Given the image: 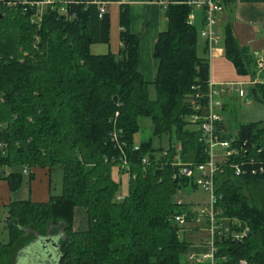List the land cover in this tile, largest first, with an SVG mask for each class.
<instances>
[{"label":"trees","instance_id":"trees-1","mask_svg":"<svg viewBox=\"0 0 264 264\" xmlns=\"http://www.w3.org/2000/svg\"><path fill=\"white\" fill-rule=\"evenodd\" d=\"M24 1L40 0L0 1V179L14 192L24 168L60 166L62 190L46 202L14 200L6 207L10 222L8 240L0 241V264H17L20 251L38 236L59 235L58 264H179L192 243L175 216L185 214L190 222L195 212L178 199L182 189L198 187L192 178L174 177V145L180 144L183 162L207 159L202 136L189 122V99L197 87L205 90L210 78L209 59L199 54V31L188 22L192 7L169 0L164 9L169 27L154 48L159 66L153 100L138 70L139 37L130 31L126 5L119 16L123 47L117 57L91 52L84 4H67L62 13V4L55 3L37 21L35 8ZM221 1L226 7L236 1L264 4ZM224 38L237 74L253 78V55L230 25ZM253 87L254 98L264 103V82ZM231 98L225 103L223 138L235 139L247 153L233 156L217 172L215 209L232 231L245 235L217 239L216 257L218 264L241 259L264 264V123L241 124L233 134ZM140 117L152 120L155 136L169 137L168 147L135 143ZM124 158L127 166L120 171L129 175V190L118 198L121 184L112 169L122 167ZM231 163L244 172L236 175ZM76 207L86 209L85 231L74 230Z\"/></svg>","mask_w":264,"mask_h":264},{"label":"crops","instance_id":"crops-1","mask_svg":"<svg viewBox=\"0 0 264 264\" xmlns=\"http://www.w3.org/2000/svg\"><path fill=\"white\" fill-rule=\"evenodd\" d=\"M6 1V0H0ZM12 1V0H9ZM169 0H130L125 4L112 3L110 5L109 13L104 17L98 14V8L94 5L89 7L90 12V35L94 40L93 44H101L108 48L110 53L113 45L119 50L123 45L120 40L121 26L119 23V16L122 5H126L130 15V31L139 37V64L138 70L143 75L145 80L153 83L156 78L159 62L154 57V48L158 36L161 32L166 31L169 27V22L165 16L164 9ZM218 25H230L233 29L235 37L239 44L249 49L251 54H264V4L261 2L236 1L231 3L228 7L224 6L222 12L217 15L216 30L220 34ZM224 31V29H223ZM221 35V34H220ZM202 55L205 52V42L200 38ZM199 42V44H200ZM221 42V41H220ZM92 44V45H93ZM209 63L213 61L220 68H225V63L231 65L232 73L221 71H211L210 78L218 83H235L245 81L249 78L239 76L233 63L227 59L225 51V38L223 44H218L210 57ZM210 67V65H209ZM234 97L228 95L227 101ZM254 99V98H253ZM225 110V109H224ZM225 115V113H224ZM52 170L48 168L34 167L30 169V174L33 178L30 182V200L33 202H46L53 196L52 191ZM23 173L24 172L23 170ZM29 173V172H28ZM112 177L115 181L123 185L124 190L119 193L123 198L128 194L129 190V175L122 173L118 168L112 169ZM23 184V183H22ZM16 191H11L6 180L0 179V218L6 219L8 217L6 207L14 200H24L26 197L22 196L23 185ZM62 188V184H61ZM62 190V189H61ZM61 194V192H60ZM59 195V194H55ZM73 227L75 231H85L88 229V216L86 209L83 207H76L74 211ZM208 252L207 244H191L186 254L182 256L179 264H209L208 262L197 263L190 261L189 256L192 253L200 254Z\"/></svg>","mask_w":264,"mask_h":264},{"label":"built area","instance_id":"built-area-1","mask_svg":"<svg viewBox=\"0 0 264 264\" xmlns=\"http://www.w3.org/2000/svg\"><path fill=\"white\" fill-rule=\"evenodd\" d=\"M130 0H40V1H24V4L30 5L35 8L34 19L41 20L43 12L46 7L53 6L55 3H61L62 7L60 11L66 12L67 4H84L86 8L92 5L98 8V14L100 17H104L109 13L110 5L112 3L125 4ZM184 3L191 7H197L203 9L204 13V28L200 35L203 38L210 57L214 48L218 45L221 36L217 32V15L224 9V4L221 0H185ZM194 16L192 12L188 17V22L194 24ZM255 74L264 71V60L255 56ZM260 82L257 76L249 78L245 81L235 83H218L211 78L207 81L206 89L197 87L193 93L191 99H189V105L191 107V113L189 115V122L193 125L201 134L202 141L205 145L204 152L207 159L204 163L194 165L192 161L183 162L181 159V146L175 144L176 154L173 156L172 165L178 167L174 174L176 176H183L192 178L197 187L203 188L210 193L209 202L197 207L192 208L195 212L192 216V221H200L204 218L208 230L210 232V240L207 242L208 252L195 254L192 253L189 256L190 261H196L197 263L208 262L209 264H218L216 257L218 248L215 245V241L220 238L232 237L237 240H242L245 235V231L239 233L230 229V222L227 219L219 216L215 209L217 197V186L215 182L216 174L221 171L222 166L230 163V159L233 156H237L241 153L246 154L247 149L245 147H239L235 143V139H224L223 135L227 133L225 128L221 127L225 119L224 109L228 95L235 93L239 97H244L249 85H254ZM114 139L117 140L116 134ZM139 146L136 145L135 149ZM164 156L168 155V151L162 153ZM127 166V161L124 158L123 166H116L119 170ZM236 175H240L244 172L242 166L237 163H231L229 165ZM24 172H27V168H24ZM118 198H121L119 196ZM182 199H178V203L181 204ZM175 221L180 227H186L187 223L185 214L175 216ZM190 221V222H192ZM238 264H249L246 259H241Z\"/></svg>","mask_w":264,"mask_h":264},{"label":"rangeland","instance_id":"rangeland-1","mask_svg":"<svg viewBox=\"0 0 264 264\" xmlns=\"http://www.w3.org/2000/svg\"><path fill=\"white\" fill-rule=\"evenodd\" d=\"M192 14L195 18L194 25L199 31V38H201V31L204 28L203 25V19H204V13L203 9L192 7ZM218 28L220 30V36L221 39L218 44H223L224 39V27L218 25ZM201 48V42L199 44V54L202 56L203 52L200 49ZM91 52L95 54H106L109 53L108 48L101 44H93L91 45ZM111 52L113 54L120 56L119 50L113 45ZM254 59V66L256 64L255 56H258V58H263L264 60V54L262 53H255L252 54ZM205 56V54L203 55ZM225 72L232 73V67L227 62L225 63ZM210 69L211 71H221L223 72L224 69L218 68V65L213 61V64L210 62ZM257 76L259 83L264 82V71L260 72L258 74H255L254 77ZM246 78H252L251 76H246ZM149 95L151 99H156V90L153 83H149ZM234 97L231 98L229 103V123H230V130L233 132V134H236L237 129L240 127L241 124H247V123H258L263 122L264 123V103L259 101L258 99L254 98L251 102L245 103L243 101L242 97H239L235 93L231 94ZM230 95V96H231ZM227 102V100H226ZM226 115V114H225ZM226 120H228V117H226ZM139 131L135 134L134 140L136 144H140L141 141H152L153 147L159 148L161 146L168 147L170 141L168 136H162L158 137L155 136L153 133V122L148 117H140L139 118ZM174 140V137L172 138ZM174 142V141H173ZM29 172V173H28ZM62 177H63V170L60 166H56L52 170V191L53 195L60 194L61 192V184H62ZM31 174L30 169H27V172L23 174V181H22V196L26 197L25 199H29L30 195V182H31ZM21 186V185H20ZM19 189V188H18ZM124 190V187H120L119 193H122ZM180 196L182 197L183 201L190 205V207L196 209L197 207H200L206 203L209 202L210 199V193L208 191H205L203 188H196L192 190L191 188L182 189L180 191ZM182 236L186 238L187 241L193 243V244H200L204 243L207 244V242L210 240V232L208 230V225L204 218H201L200 221H192L187 223L186 229L182 233ZM8 240V231L6 229V219L0 218V241L6 242ZM186 254V253H185ZM184 254V255H185Z\"/></svg>","mask_w":264,"mask_h":264},{"label":"water","instance_id":"water-1","mask_svg":"<svg viewBox=\"0 0 264 264\" xmlns=\"http://www.w3.org/2000/svg\"><path fill=\"white\" fill-rule=\"evenodd\" d=\"M173 1L178 2V0ZM253 88V85L247 87V92L243 97L245 103L253 100ZM114 99L116 100V97ZM160 173L161 170L156 172L157 175ZM6 221L9 224L10 217H7ZM59 237L60 235L57 237L38 236L34 242L20 251L17 264H58L60 248L57 245V241Z\"/></svg>","mask_w":264,"mask_h":264}]
</instances>
